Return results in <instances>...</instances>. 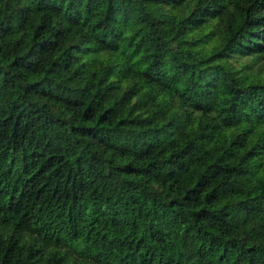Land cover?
<instances>
[{
	"label": "trees",
	"instance_id": "16d2710c",
	"mask_svg": "<svg viewBox=\"0 0 264 264\" xmlns=\"http://www.w3.org/2000/svg\"><path fill=\"white\" fill-rule=\"evenodd\" d=\"M264 0H0V264H264Z\"/></svg>",
	"mask_w": 264,
	"mask_h": 264
},
{
	"label": "rangeland",
	"instance_id": "374dc122",
	"mask_svg": "<svg viewBox=\"0 0 264 264\" xmlns=\"http://www.w3.org/2000/svg\"><path fill=\"white\" fill-rule=\"evenodd\" d=\"M258 66H259V65H257V64L255 63V65L252 66L253 69H251V72L254 73L255 75L260 73V74H262V76H263V74H264L263 67L260 69L259 73L256 72V70H258Z\"/></svg>",
	"mask_w": 264,
	"mask_h": 264
}]
</instances>
